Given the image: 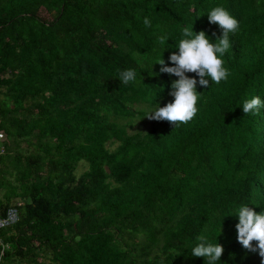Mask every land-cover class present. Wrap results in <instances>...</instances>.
<instances>
[{
    "label": "trees",
    "instance_id": "16d2710c",
    "mask_svg": "<svg viewBox=\"0 0 264 264\" xmlns=\"http://www.w3.org/2000/svg\"><path fill=\"white\" fill-rule=\"evenodd\" d=\"M215 6L239 21L227 80L197 84L188 123L149 119L174 100L162 53L174 66L185 26L215 42ZM129 68L137 79L122 84ZM253 96L264 0H0V217L19 213L0 264H204L191 256L200 235L223 246L221 264H261L233 216L264 210V108L242 109Z\"/></svg>",
    "mask_w": 264,
    "mask_h": 264
},
{
    "label": "clouds",
    "instance_id": "9594fccd",
    "mask_svg": "<svg viewBox=\"0 0 264 264\" xmlns=\"http://www.w3.org/2000/svg\"><path fill=\"white\" fill-rule=\"evenodd\" d=\"M209 23L217 24L222 29V34L215 42H211L205 31L196 33L191 28L185 26L182 30L183 39L178 44V54L173 52L169 57L174 66H165L162 57L157 62L162 65L161 72L178 77L171 84L170 95L174 97L172 102L161 107L156 102V107L146 117L156 121H168L176 126L177 122L188 123L196 115L197 102L201 93L197 91V84L208 87L209 80L219 84L227 80L229 72L222 59L230 48V34H235L239 30V21L230 14L223 6H215L208 13ZM145 27L151 26V21L144 18ZM159 43L164 45L168 41L166 35L159 38ZM166 49L163 50V52ZM186 73H195L199 80L189 77ZM118 79L122 84L134 82L137 73L134 69H127L119 74ZM264 108V100L259 96H253L243 102L242 109L245 115L259 114V110ZM239 222L236 224L237 240L250 252H257L264 264V210L257 213L248 204H242L237 209ZM196 245L191 250V256L203 257L204 264H221V256L224 252L221 244L212 243L209 237L200 235ZM217 240V237H216ZM253 241L256 246L253 247Z\"/></svg>",
    "mask_w": 264,
    "mask_h": 264
},
{
    "label": "built area",
    "instance_id": "2783aa9c",
    "mask_svg": "<svg viewBox=\"0 0 264 264\" xmlns=\"http://www.w3.org/2000/svg\"><path fill=\"white\" fill-rule=\"evenodd\" d=\"M1 140V137H0ZM3 153V148L0 147V155ZM19 206V204H18ZM19 221V213L17 207H9L3 217H0V231L4 229H8L15 225ZM0 245L2 244V241L0 239ZM7 248L3 245L2 250Z\"/></svg>",
    "mask_w": 264,
    "mask_h": 264
},
{
    "label": "rangeland",
    "instance_id": "374dc122",
    "mask_svg": "<svg viewBox=\"0 0 264 264\" xmlns=\"http://www.w3.org/2000/svg\"><path fill=\"white\" fill-rule=\"evenodd\" d=\"M42 15H43L47 20H50V19H51V17H50L45 11H42ZM142 127H143V125H141L139 128H142ZM85 165H86V164H85L84 162H81V163L79 164V166H78V168H77V170H76L77 175H79V174H80V171L83 170L82 168L85 169ZM6 177H7L8 179L11 180V177H10L9 175H6ZM4 192H5V191H4L3 189L0 190V200L3 199Z\"/></svg>",
    "mask_w": 264,
    "mask_h": 264
},
{
    "label": "crops",
    "instance_id": "0c3cea01",
    "mask_svg": "<svg viewBox=\"0 0 264 264\" xmlns=\"http://www.w3.org/2000/svg\"><path fill=\"white\" fill-rule=\"evenodd\" d=\"M2 140V139H1ZM1 140H0V142H1Z\"/></svg>",
    "mask_w": 264,
    "mask_h": 264
}]
</instances>
